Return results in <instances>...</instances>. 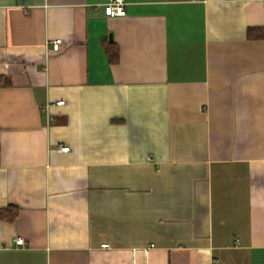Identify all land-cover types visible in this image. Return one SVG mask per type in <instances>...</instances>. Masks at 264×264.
<instances>
[{"label":"crops","instance_id":"0c3cea01","mask_svg":"<svg viewBox=\"0 0 264 264\" xmlns=\"http://www.w3.org/2000/svg\"><path fill=\"white\" fill-rule=\"evenodd\" d=\"M107 1L0 0V264H264V0Z\"/></svg>","mask_w":264,"mask_h":264},{"label":"trees","instance_id":"16d2710c","mask_svg":"<svg viewBox=\"0 0 264 264\" xmlns=\"http://www.w3.org/2000/svg\"><path fill=\"white\" fill-rule=\"evenodd\" d=\"M248 37L250 39L264 38V28L250 27L248 29ZM106 53L110 62L115 63L119 59V49L114 41L104 43ZM10 80L7 77L0 76V86L9 85ZM19 214V208L15 205H9L5 208H0V220L14 221Z\"/></svg>","mask_w":264,"mask_h":264},{"label":"built area","instance_id":"2783aa9c","mask_svg":"<svg viewBox=\"0 0 264 264\" xmlns=\"http://www.w3.org/2000/svg\"><path fill=\"white\" fill-rule=\"evenodd\" d=\"M104 11L106 15L114 17V16H125L127 14L126 11V0H108L104 4ZM62 42L61 39H56L54 41V48L57 49ZM64 101H58L57 104L61 105ZM59 149L61 151H68L70 149L69 146H60ZM264 155V151H263ZM25 240L23 238H16V244L17 245H25ZM108 244H102V247H107Z\"/></svg>","mask_w":264,"mask_h":264}]
</instances>
